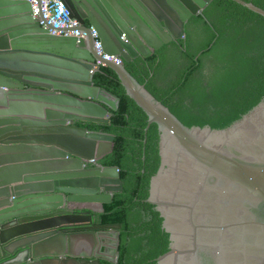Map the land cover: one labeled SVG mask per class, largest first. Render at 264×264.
Masks as SVG:
<instances>
[{"label":"water","instance_id":"obj_1","mask_svg":"<svg viewBox=\"0 0 264 264\" xmlns=\"http://www.w3.org/2000/svg\"><path fill=\"white\" fill-rule=\"evenodd\" d=\"M210 1L62 0L77 26L52 34L27 1L0 0V264L117 263L121 225L95 217L122 190L119 169L101 162L114 135L86 124L107 123L120 98L94 84L97 60L146 113L145 131L157 125L145 201L162 235L150 264H264V88L204 121L163 104L124 65L185 37ZM74 29L84 35H65ZM96 40L121 62L101 58Z\"/></svg>","mask_w":264,"mask_h":264},{"label":"trees","instance_id":"obj_2","mask_svg":"<svg viewBox=\"0 0 264 264\" xmlns=\"http://www.w3.org/2000/svg\"><path fill=\"white\" fill-rule=\"evenodd\" d=\"M244 1L264 9V0ZM184 32L151 55L125 62L126 70L163 104H185L204 121L214 111L226 119L250 106L264 88V17L233 0H211L185 23ZM93 82L120 98L107 123L86 127L114 135L112 151L101 162L119 169L122 184L95 214L96 222L121 225L116 264H150L158 257L162 235L159 216L145 201L159 166L157 125L145 131L146 113L111 67L100 65Z\"/></svg>","mask_w":264,"mask_h":264},{"label":"built area","instance_id":"obj_3","mask_svg":"<svg viewBox=\"0 0 264 264\" xmlns=\"http://www.w3.org/2000/svg\"><path fill=\"white\" fill-rule=\"evenodd\" d=\"M31 5V12L34 18H39L40 23L49 26V32L52 34H60L63 29H68L77 26V20L69 15L68 9L65 7L62 0H25ZM92 34L95 36V31L92 30ZM65 35L83 36L82 32L77 29L69 30L65 32ZM124 38V34H122ZM95 47L101 58L112 60L116 63L121 62L119 56L108 55L102 53L100 44L96 40ZM102 65L100 60H97L93 67Z\"/></svg>","mask_w":264,"mask_h":264},{"label":"crops","instance_id":"obj_4","mask_svg":"<svg viewBox=\"0 0 264 264\" xmlns=\"http://www.w3.org/2000/svg\"><path fill=\"white\" fill-rule=\"evenodd\" d=\"M114 194V193H113ZM113 196V195H112ZM106 204V203H105ZM104 205V204H103ZM104 209V208H103ZM99 213H101V212H98V213H96V214H99ZM105 237H106V241L108 242V243H112V235L111 234H109V233H106V235H105ZM105 251H107V254L110 256L111 255V253H113V248H112V246H110V244H106V246H105ZM104 262H108V261H102V264L104 263ZM109 263V262H108Z\"/></svg>","mask_w":264,"mask_h":264}]
</instances>
